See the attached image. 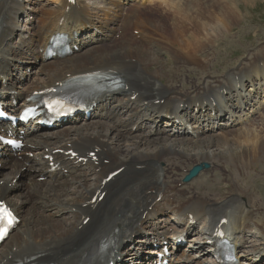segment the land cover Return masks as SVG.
<instances>
[{"label": "bare ground", "instance_id": "obj_1", "mask_svg": "<svg viewBox=\"0 0 264 264\" xmlns=\"http://www.w3.org/2000/svg\"><path fill=\"white\" fill-rule=\"evenodd\" d=\"M251 1L76 0L70 5L67 0H53L55 6L37 8L32 0H0V101L10 111H17L13 101L23 100L28 89L41 90L73 74L105 70L116 74L124 85L98 97L105 99L96 113L105 116L103 121L75 122L49 134H19L25 142L35 140L44 153L63 149L64 154L53 156L72 174L70 179L60 173L56 181H34L15 194L14 186L9 185L25 162L21 156L16 160L11 155L0 158L7 169L0 171L1 180H5L0 185V198H5L23 219L18 237L12 235L6 250L0 252V264H98L94 257L101 240L110 244L114 238L119 242L113 251L127 256V264H141L135 258L145 253L141 246L148 240L142 236L159 237L170 228L175 236L187 229L193 235L200 224L203 240L200 236L191 238L199 250L223 219H227L223 227H232L235 240L244 247L241 256L246 257L247 264H256L264 255V243L245 250L249 241L243 235L256 215V207L244 199L255 196L247 197L239 186L223 196L217 193L214 180L202 178L181 186L184 173L175 177L183 164V169L204 162L215 166L225 161L218 157L222 156L234 168L250 165L264 152V124L255 125L258 120L264 122L263 61H240L222 75H209L189 87L181 73L183 66L193 70L188 66L199 67L205 62L200 56L202 49L215 45L216 37L238 25L242 21L241 3ZM28 13L35 14L37 28L34 25L26 30L21 24V17ZM133 29L141 34L140 40L131 34ZM218 29L222 32H216ZM57 30L83 32L72 43L81 50L46 62L40 49ZM17 34L19 40L14 42ZM96 44L102 45L91 47ZM79 52L82 54L76 55ZM53 61L57 65H50ZM31 66L36 69L31 82L24 90L18 89L19 74L28 76L22 69ZM13 90L20 94L16 96ZM167 114L181 115L195 136L181 138L186 130L165 121ZM148 121L156 127L151 128ZM135 125H139L137 131ZM71 149L79 152V157H88V163L66 154ZM90 152L96 153V161ZM189 163L193 164L186 165ZM120 168L123 170L115 179L103 186V180ZM98 190L106 195L95 207L89 201ZM167 211L175 214L178 226L163 218ZM86 217L90 220L84 224ZM133 244L136 249L127 247ZM249 253L256 255L253 258ZM190 259L192 264L203 263L195 256Z\"/></svg>", "mask_w": 264, "mask_h": 264}, {"label": "rangeland", "instance_id": "obj_2", "mask_svg": "<svg viewBox=\"0 0 264 264\" xmlns=\"http://www.w3.org/2000/svg\"><path fill=\"white\" fill-rule=\"evenodd\" d=\"M26 1H29V0H26ZM30 3H33V5L36 4L35 7H37V8L38 7L51 8L54 6V3L52 0H32V2H30ZM91 3H93V2H91ZM40 5H43V6H40ZM241 6L243 9V13L241 15L242 21L239 22L238 25L234 26L233 29H231L230 31H228L226 33V34H231L230 35L231 37H228L226 34H222V36L215 38V41H216L215 45H211V46H208L206 48L204 47L202 49L203 51L201 50L202 55H200V56L205 57L204 63H206L207 67H209L215 62V60L217 59V55L220 53V51L217 49V47L223 45L219 48L222 50L221 54L218 56V59H217L215 65L212 66V68H211L214 71L222 72L220 75H222L224 71L226 72L229 69H232L235 66V64H237V61L239 59H245L247 56H251L253 53L256 54L255 56H259V58L260 57L264 58V50H263L264 49V0H253L250 2V4L241 3ZM27 16H28V14H27ZM153 17H154V15H153ZM24 18L25 17L21 18V24H23V27L25 29L29 30L31 27H29V24H27V22L28 21L33 22V18H31V17H28V18L26 17V19H24ZM34 24H36V22ZM37 24H38V21H37ZM37 24L35 25L36 28H37ZM219 30L220 29L216 30V32ZM219 32H222V31H219ZM231 39H234L235 41H230ZM237 39H239L240 42ZM14 41L15 42L17 41L16 37L14 38ZM236 43H238L239 46H237V47L233 46ZM103 44H105V43H103ZM99 45H102V44H96V45L91 46V47H96ZM229 46H232V47H229ZM81 52L77 53L76 55H81L82 54ZM209 52H210V54H209ZM165 59L166 58H163L162 60H165ZM206 61H208L209 64ZM56 62L57 61H53V62H51L50 65H57ZM204 63H201L200 66H202V67L188 66L190 68H194L193 70H187L186 69L187 67L183 66L181 68L182 76H185L184 69H186L187 74H188V72L192 74V76H188L186 79H192V80H195L194 78L202 79V78L208 77L209 75H213L212 72L208 73V75H202V73L204 72L203 70H206V68H205L206 65ZM239 64H240V62H239ZM239 64L237 66H239ZM162 65L164 66V64H162ZM237 66H235V67H237ZM153 67L157 68V66H153ZM229 67H232V68H229ZM27 69L28 68L22 69V71H26ZM24 73L27 74V72H24ZM45 74L46 73H43V75H45ZM198 82H200V81H198ZM262 117H264V116H262ZM95 121L93 120V122H95ZM82 125H85V124H82ZM249 125L250 124H248L247 126H249ZM128 130L130 132H132V134L135 133L132 131V127H128ZM263 131H264V129H263ZM136 133H137L136 135L140 134L138 132H136ZM204 138H206V137H204ZM262 139H264V137H262ZM236 149L239 150L240 148L237 147ZM261 155L262 156H260L257 161H252L250 163V165L244 166L243 169L233 168L231 165L227 164L226 166L229 170V173L218 171L221 173V175H219L215 179H212L211 176H204L205 179L207 178V180L209 179L212 182H213V180H214V182L216 180L218 181V185L216 183V188H217L216 190L218 191L217 193L219 195L224 196L229 191L235 192L236 191L235 186H237V184L239 185L241 191H243V190L245 191L244 195H247V197L254 195L255 198L250 197V198L244 199V200H249V202L252 201L251 203L253 205H255L256 207L261 206V210L258 209V211H259L258 217L260 218L259 222L262 219L264 220V208H263L264 207V152H262ZM218 157L221 158L222 160L226 161V159L222 158V156H218ZM181 167H182V165H181ZM2 168L5 169L4 166ZM179 168H180V166H179ZM0 171L2 172L3 170H0ZM3 172H5V170ZM176 173H178V171H176ZM1 177L2 176L0 174V184L3 183V181L1 180ZM237 178H239L240 180H238L239 183L236 184V183H234V179H237ZM197 180H194V183ZM19 181H22L23 185L28 186V184L26 182H24V179L20 178ZM72 181H74V179ZM194 183H192V185ZM174 216H175V214L173 213V216L171 218L174 219ZM256 229L255 228L252 229L253 233H256V231H257ZM256 239L261 240L262 238L256 237ZM259 242H261V241H259ZM261 244H263V243H261ZM251 245H260V244H254L253 243ZM6 248H7V244H6L5 248L2 251H0L1 254H3V251H5ZM242 251L244 252V250H242Z\"/></svg>", "mask_w": 264, "mask_h": 264}, {"label": "snow or ice", "instance_id": "obj_3", "mask_svg": "<svg viewBox=\"0 0 264 264\" xmlns=\"http://www.w3.org/2000/svg\"><path fill=\"white\" fill-rule=\"evenodd\" d=\"M51 107V105H49ZM31 112V109L28 110ZM16 223V217L12 211L0 202V240H3L9 233V230Z\"/></svg>", "mask_w": 264, "mask_h": 264}, {"label": "water", "instance_id": "obj_4", "mask_svg": "<svg viewBox=\"0 0 264 264\" xmlns=\"http://www.w3.org/2000/svg\"><path fill=\"white\" fill-rule=\"evenodd\" d=\"M198 171H199V170L194 171L190 177H192L193 175H195Z\"/></svg>", "mask_w": 264, "mask_h": 264}]
</instances>
